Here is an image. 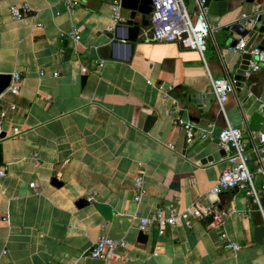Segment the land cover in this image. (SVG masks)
<instances>
[{
  "label": "crops",
  "instance_id": "0c3cea01",
  "mask_svg": "<svg viewBox=\"0 0 264 264\" xmlns=\"http://www.w3.org/2000/svg\"><path fill=\"white\" fill-rule=\"evenodd\" d=\"M77 1L68 10L62 0H0V75L17 72L21 78L18 95L0 101L4 130L19 129L0 141L6 171L0 180V264H264V225L246 192L210 193L226 167L217 143L226 122L242 130L249 148L251 136L264 133V64L228 95L226 120L210 86V78L234 82L218 48L231 26L264 13V0H210L211 33L202 57L181 43L154 41L149 26L130 56L128 47L113 43L126 29L112 21V0ZM183 2L194 18L198 0ZM12 5H27L30 13L14 20ZM73 28L79 41L67 36ZM176 107L202 130L189 143L173 121ZM204 132L207 139H201ZM248 166L254 169L252 153ZM80 199L88 205L78 208ZM175 201L182 207L211 202L243 214L230 215L222 226L190 218V228L180 217L162 236L155 223L139 226V219ZM96 205L112 215L105 218ZM140 232L147 237L143 244ZM221 233L240 249L226 248ZM100 236L126 242L121 259L88 255Z\"/></svg>",
  "mask_w": 264,
  "mask_h": 264
},
{
  "label": "built area",
  "instance_id": "2783aa9c",
  "mask_svg": "<svg viewBox=\"0 0 264 264\" xmlns=\"http://www.w3.org/2000/svg\"><path fill=\"white\" fill-rule=\"evenodd\" d=\"M63 5L68 10H73L79 6L77 0H62ZM121 0H112L111 18L115 24L123 22L120 16ZM152 11L150 13L149 27L153 40L161 43H181L186 49L197 51L201 57L206 50V38L211 33V28L206 17L205 0H198L199 12L192 18L183 2V0H151ZM8 12L12 19L20 20L26 14L30 13L27 5H12L8 8ZM39 25L36 24V27ZM67 36L74 41H79L80 35L77 29L73 28ZM245 46L240 41L236 50H242ZM251 60L249 61L244 76L247 78L252 73L260 70L264 64V51L257 48L249 52ZM102 66V63H99ZM53 77L57 76L54 72ZM20 74L15 72L11 75L9 85L0 93V101L5 94L18 95L20 89ZM210 86L215 96L219 112L225 118L224 103L228 95L234 93V82L230 78L211 79ZM162 85H158L161 89ZM170 90V89H169ZM11 110L15 109L14 105L10 106ZM7 117L5 109L0 104V141L6 137L15 136L19 133L18 128H13L10 134L3 128V122ZM174 123L181 128L184 133L186 142H191L197 129L190 121L185 120L180 115V109L174 108ZM213 125H208L211 128ZM208 134H201V139H207ZM217 143L219 148L225 153L226 167L222 170L216 184L210 189V193L218 195L221 192L239 189L245 191L250 198L254 210L259 214L264 225V133L258 132L255 137L251 136V146H247L243 132L240 129L231 127L228 122L217 134ZM171 148V147H170ZM250 153L255 156V166L250 170L248 164L250 162ZM6 176V171L0 166V180ZM261 178V184L256 186V178ZM29 187L34 191L38 190L35 182L29 183ZM135 191L134 201L139 202L143 194V186L141 177H137L133 182ZM91 198L88 199L90 202ZM250 212V211H248ZM232 214L242 215L235 209H221L213 203L209 202L205 205L191 203L182 207L179 201L172 204L157 207L149 217L139 219V226L143 229L151 224L157 225V234L162 236L166 228L174 227L177 219L182 217L185 219L186 226L191 227L190 218L207 221L213 226H222L225 220ZM221 240H227L225 233H221ZM127 244L122 239H113L100 236L96 239L88 251V255L94 259L103 260H119L122 258L120 251L126 249ZM225 247L238 251L240 246L230 241L225 242Z\"/></svg>",
  "mask_w": 264,
  "mask_h": 264
},
{
  "label": "water",
  "instance_id": "95a60500",
  "mask_svg": "<svg viewBox=\"0 0 264 264\" xmlns=\"http://www.w3.org/2000/svg\"><path fill=\"white\" fill-rule=\"evenodd\" d=\"M252 1V0H247ZM210 0H205L207 5ZM152 11L151 0H121L120 16L124 20L122 25L126 29L125 37H116L114 44L124 45L128 47L130 56L134 47L138 42L139 34L143 29L148 28V17ZM227 38L218 48V58L226 66L229 74L234 73V87L239 90L246 77L244 72L247 70L251 56L249 52L257 48L264 51V13H252L235 23L225 32ZM234 35L239 38H247V42L242 50H236L238 41L234 39ZM11 80L10 75H0V93L5 90ZM83 81L85 78L82 79ZM215 100V96L212 95ZM54 185H58L57 181H53ZM88 205L85 199L77 201L76 206L82 208ZM96 208L105 217L109 218L112 213L106 205H96ZM146 235L139 233L138 243L146 242Z\"/></svg>",
  "mask_w": 264,
  "mask_h": 264
}]
</instances>
